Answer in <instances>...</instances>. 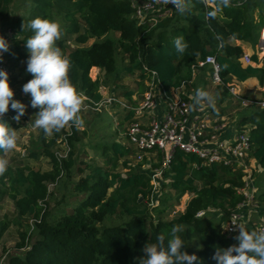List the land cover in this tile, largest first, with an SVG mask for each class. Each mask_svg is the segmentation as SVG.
Instances as JSON below:
<instances>
[{"label":"trees","instance_id":"1","mask_svg":"<svg viewBox=\"0 0 264 264\" xmlns=\"http://www.w3.org/2000/svg\"><path fill=\"white\" fill-rule=\"evenodd\" d=\"M135 1L0 0V25L12 33L6 62L11 71L24 73L28 60L25 41L33 35L28 25L39 17L61 23L63 34L56 43L72 62L71 82L91 104L102 100L100 86L116 84L122 75L132 76L137 72L138 81L144 82L147 73L143 68L154 71L167 91L182 83L187 90L194 89L205 81L208 69L199 68L192 82L191 68L206 56L214 57L220 66L223 84L216 86L221 91L220 103L228 98L227 86L232 81L243 83L257 77L259 85H263L264 56L261 67L255 52L251 63L244 66L241 63L244 51L236 43L256 45L264 27V0H227V3L225 0H185L183 13L177 10L153 24L140 23L133 17ZM17 3L19 7L13 11ZM178 36L188 45L182 54L174 46ZM67 38H72L75 46L69 53ZM90 40L92 44L85 47ZM120 53L127 63L121 75L116 60ZM94 68L103 74L101 80L89 77ZM30 76L25 75L23 82ZM10 79L15 83L14 77ZM133 94L127 91L122 96L130 101ZM29 111L37 114L39 109ZM210 112L217 117L224 116V111L215 108ZM2 119L13 129L24 122L20 118L17 121L20 123H14L16 120H10L7 115ZM70 123V133L63 127L50 138L40 129L41 151L26 156L29 160L45 159L49 171L7 166L0 174V200L8 198L19 216L29 218L16 223L23 230L16 245L20 252L9 255L5 264H141L146 244L155 243L160 234L170 238L174 225L183 226L177 235L184 240V251L197 256L198 264H217V251L238 243L236 238L240 232L227 236L221 227L244 201L239 193L242 169L202 165L194 156L176 152L170 168L161 173L169 193L162 194L157 205L150 207L149 177L134 171L125 176L118 172L119 165L130 168L128 158L133 153L125 143V136L122 141L97 145L101 164L94 160L87 162L84 153L80 155V132ZM246 125L248 128L244 129ZM234 128L247 131L251 141L249 158L264 169V108L241 116ZM58 140L68 147L64 157L53 151ZM4 154L0 151V159ZM157 161H160L159 154ZM193 164H197V169L192 170ZM185 193L191 198L184 212L168 219L167 209ZM57 195L61 197L59 201ZM253 198L257 206L264 207V189ZM211 211L219 214L215 222L207 215ZM112 220L119 223L114 224ZM256 225L264 227L261 223ZM5 228L0 225V239Z\"/></svg>","mask_w":264,"mask_h":264},{"label":"built area","instance_id":"2","mask_svg":"<svg viewBox=\"0 0 264 264\" xmlns=\"http://www.w3.org/2000/svg\"><path fill=\"white\" fill-rule=\"evenodd\" d=\"M132 8L133 17L140 23L148 24H153L158 19L168 18L178 10L172 0H136ZM11 37V31L0 25V39L5 41L7 47ZM255 53L261 58L264 56V27L260 30ZM5 55L6 51L0 52V70L7 73L9 80L12 72ZM261 58L258 59V66L262 65ZM241 63L244 66L249 65L251 56L244 54ZM204 67L208 69L205 79L209 78L215 86L223 84L220 66L212 56H206L203 60L197 61L196 66L191 68L192 82L196 79L197 70ZM143 69L147 73V78L142 82L143 92L139 99H135L132 95L131 100L126 103L116 101L114 98L105 101L109 105L116 103L121 106L123 121L126 124L125 143L133 150L131 157L137 162L148 158L149 161L157 163L158 168L153 172V179L170 168L176 152L194 156L202 165L231 166L245 172L246 160L254 162L249 158L251 141L247 131L228 128L224 118L215 116L204 107V103L194 105L193 97L196 91L191 93L185 90V83L167 91L154 71ZM227 87L232 95H237L232 85L228 84ZM85 100L87 101L86 98ZM246 105L243 104V106ZM99 106L101 101L92 104V109L97 110ZM261 107L264 108V100ZM167 147H169L168 150ZM193 166L198 167L197 164ZM250 183V176H243L239 193L244 197V201L237 205L224 224L223 233L227 236L238 231L241 210L253 199V195H248L251 190ZM201 215L202 213L198 214V216ZM262 230L264 227L260 231Z\"/></svg>","mask_w":264,"mask_h":264},{"label":"rangeland","instance_id":"3","mask_svg":"<svg viewBox=\"0 0 264 264\" xmlns=\"http://www.w3.org/2000/svg\"><path fill=\"white\" fill-rule=\"evenodd\" d=\"M19 3L13 8V11L18 9ZM258 19V15H255ZM264 16V14H263ZM61 24V23H60ZM113 39H116L114 35L110 36ZM92 40L88 41L85 47H88L92 44ZM256 46V45H255ZM255 46L252 47L253 53L255 52ZM66 47L67 53L72 51L75 46L72 43V38H67L66 40ZM250 48V47H249ZM251 49V48H250ZM251 52H248L250 54ZM251 55V54H250ZM257 58H261L257 56ZM122 59V61H121ZM262 59V58H261ZM117 70L119 69L120 75L123 73V69L127 64L123 61V55L120 53L117 56ZM121 61V62H120ZM263 65V63H262ZM261 67V66H260ZM11 76L15 78V83H12L13 79H9L8 83L10 88L12 89L14 96L13 99L21 102L25 105V113L21 116V119H24V122L18 126L16 130L17 134V143L16 148L7 151L4 154V157L1 159L7 160V166L16 168V167H24L28 166L33 170H39L41 172L49 171L50 167L45 159L39 160H29L26 158L28 153L30 152H40L41 145L39 144V136H40V129H37L33 126V122L36 119V113H32L29 110L32 109L30 101L31 96L30 94H25L22 91V87L25 83L32 79V76L28 77L26 81L23 82L25 75H30L26 71V67L24 68V73L21 74L19 70H12ZM89 77L92 80L102 79L103 74L99 70H90ZM139 74L136 72L132 76H121V80H119L116 84H113V78L110 77L111 85L108 87L100 86L99 93L101 94V106L99 109L93 110L92 104L85 100L83 96V102L81 108L83 110L79 111V116L81 117L83 124L80 126L75 125L76 129L80 132V137L82 139V147L80 148V155L83 153V158L85 161L94 160L97 164H101L102 160L100 157L97 156L96 149L98 148L97 145L106 143L109 144L111 141H122L125 132H126V124L123 121V114L121 110V106L116 103L106 104V100L110 98H114L116 101L121 103L128 102L127 99H124L122 96L123 93L127 91H133V95L135 99H139L141 93L143 92V83L138 81ZM252 78H249L250 81ZM257 83L254 85L249 86V82L242 84L235 81L230 82L229 84L237 92V95L234 96L229 92L228 88V98H225L224 102L220 101L219 92L217 91L216 86L211 83L209 78L205 79L202 84L194 89H190L191 93L195 92L197 89H202L207 91L210 95L215 98V104L209 105L208 103H204V107L211 111L213 108L217 111H224V123L227 125L228 128L233 129L236 127V124L241 116L248 115L252 110H259L262 109L261 103L264 100V83L262 86L259 85V80L255 77ZM188 88L186 87L185 90ZM247 104L243 106V104ZM131 104V103H130ZM133 104V103H132ZM11 112L13 114H11ZM7 115L10 120H13V117L16 115L14 110L9 108V111L4 114ZM14 123L17 122V120ZM70 125L71 123L68 122L64 126V130L67 133H70ZM248 125L245 126L244 129H247ZM234 130H237L234 128ZM84 133V135H82ZM47 137L50 138L51 134ZM121 138V139H120ZM68 147L64 142L61 140L57 141L56 146L54 147L53 151L59 157H64L67 153ZM169 147H167V150ZM82 153V154H81ZM129 169H123L120 165L118 168V172L121 175L125 176L128 172L134 171L139 173H145L149 177V183L152 186V196L150 201V207L156 206L158 199L161 197L162 194H167L169 191L165 188V184L167 182H163L161 175L157 176L153 179L152 175L153 172L158 168L155 166L157 163L153 161H149L148 158H144L141 162H137L135 158L129 157ZM194 166H192V170H195ZM245 172L243 173L244 177L250 176L251 179V190L248 192V195H255L256 193L260 192L264 189V169L259 167L255 164V162L250 161L247 163ZM199 185V183L197 184ZM6 187H4L5 190ZM177 198L176 196H173ZM60 196L57 195V201L60 200ZM191 195L188 193L183 194L180 196L178 201L172 203L167 211V218L174 219L177 218L184 212L186 203L190 200ZM208 217L212 221H217L219 219V214L217 212L211 211L207 213ZM28 217H21L18 215L17 210L15 209L14 204L8 198H2L0 200V225H5L6 228L4 233L0 239V264H5L6 259L9 255H13L19 253L20 251L17 250L16 245L19 242V232L23 231L22 228H19L16 223L19 221L28 220ZM114 224H118L119 221H114ZM255 223L264 224V207L257 206L256 201L254 198L249 204H246L245 207L241 210V219L239 222L238 232L240 229H249V231H257L261 230L262 227L257 226L255 227ZM223 227H221V231L223 232ZM258 231V232H259Z\"/></svg>","mask_w":264,"mask_h":264},{"label":"clouds","instance_id":"4","mask_svg":"<svg viewBox=\"0 0 264 264\" xmlns=\"http://www.w3.org/2000/svg\"><path fill=\"white\" fill-rule=\"evenodd\" d=\"M176 8L183 13L185 0H172ZM227 3V0H225ZM28 28L33 35L25 41L28 50L27 73L32 79L25 83L22 91L31 96V107L38 108L33 126L42 129L45 134L59 132L68 122L80 126L83 124L78 115L83 93L77 91L69 78L71 60L57 45L61 39L62 28L57 20L35 18ZM175 50L184 53L188 47L182 36L174 40ZM7 51V45L0 39V52ZM14 93L8 83V75L0 70V151L16 148L17 134L8 122L2 119L11 110L16 112L13 119L19 121L25 113V105L13 99ZM215 104V98L207 91L197 89L193 97L194 105ZM8 161L0 159V174L7 169ZM183 231L182 225H174L170 238L160 234L155 243H147L143 249L141 264H198L196 255L184 251L185 243L177 233ZM238 243L216 253L217 264H264V230L247 231L240 229L236 238Z\"/></svg>","mask_w":264,"mask_h":264},{"label":"crops","instance_id":"5","mask_svg":"<svg viewBox=\"0 0 264 264\" xmlns=\"http://www.w3.org/2000/svg\"><path fill=\"white\" fill-rule=\"evenodd\" d=\"M236 44H238V45H240L241 47H242V49H243V51H244V54H246V55H252L253 54V50H252V47L251 46H249V45H241L240 43H236ZM251 49H250V48ZM248 52H251L250 54H248ZM250 55V56H251ZM261 64H262V62H261ZM94 70H98V69H96V68H94ZM236 82V81H235ZM247 82H249L250 84H249V86L250 85H254L255 83H257V80L255 79V77H252V79L249 81V80H247L246 82H243L242 84H245V83H247Z\"/></svg>","mask_w":264,"mask_h":264},{"label":"water","instance_id":"6","mask_svg":"<svg viewBox=\"0 0 264 264\" xmlns=\"http://www.w3.org/2000/svg\"><path fill=\"white\" fill-rule=\"evenodd\" d=\"M141 200H139V202H140Z\"/></svg>","mask_w":264,"mask_h":264}]
</instances>
